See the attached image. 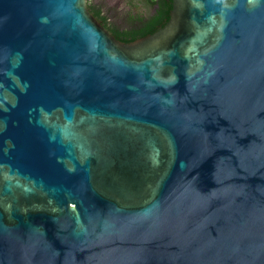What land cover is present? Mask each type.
I'll return each mask as SVG.
<instances>
[{"label":"water","instance_id":"obj_1","mask_svg":"<svg viewBox=\"0 0 264 264\" xmlns=\"http://www.w3.org/2000/svg\"><path fill=\"white\" fill-rule=\"evenodd\" d=\"M86 1L0 0V264H264V0Z\"/></svg>","mask_w":264,"mask_h":264},{"label":"trees","instance_id":"obj_2","mask_svg":"<svg viewBox=\"0 0 264 264\" xmlns=\"http://www.w3.org/2000/svg\"><path fill=\"white\" fill-rule=\"evenodd\" d=\"M86 5L96 20L117 40L125 43L143 38L161 22L170 16V0H147L148 10L142 15L128 13L124 23L112 21L111 15L104 11L102 4L96 0H87Z\"/></svg>","mask_w":264,"mask_h":264},{"label":"rangeland","instance_id":"obj_3","mask_svg":"<svg viewBox=\"0 0 264 264\" xmlns=\"http://www.w3.org/2000/svg\"><path fill=\"white\" fill-rule=\"evenodd\" d=\"M102 4L104 11L111 15L112 21L124 23L128 13L133 15L145 14L148 10L147 0H96Z\"/></svg>","mask_w":264,"mask_h":264}]
</instances>
